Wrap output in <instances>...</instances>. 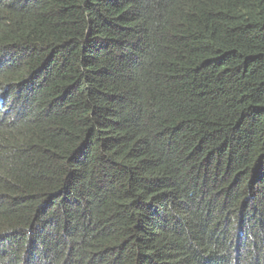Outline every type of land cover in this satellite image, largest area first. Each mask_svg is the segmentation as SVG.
I'll list each match as a JSON object with an SVG mask.
<instances>
[{"label":"trees","instance_id":"1","mask_svg":"<svg viewBox=\"0 0 264 264\" xmlns=\"http://www.w3.org/2000/svg\"><path fill=\"white\" fill-rule=\"evenodd\" d=\"M0 264H264V0H0Z\"/></svg>","mask_w":264,"mask_h":264}]
</instances>
